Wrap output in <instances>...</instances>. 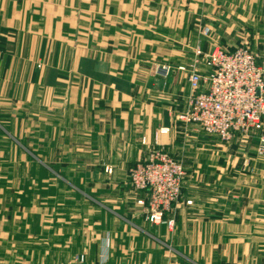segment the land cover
<instances>
[{"label": "crops", "instance_id": "obj_1", "mask_svg": "<svg viewBox=\"0 0 264 264\" xmlns=\"http://www.w3.org/2000/svg\"><path fill=\"white\" fill-rule=\"evenodd\" d=\"M226 3L235 0H0V117L22 122L0 125V145L25 164L26 108L37 103L39 164L104 189L60 191L69 200L40 204L37 223L0 195V264H264V186L227 189L230 176L209 173L223 171L224 142L177 119L195 48H214L207 6ZM161 60L167 76L155 71ZM156 141L187 172L173 228L146 220L147 194L129 180Z\"/></svg>", "mask_w": 264, "mask_h": 264}, {"label": "built area", "instance_id": "obj_2", "mask_svg": "<svg viewBox=\"0 0 264 264\" xmlns=\"http://www.w3.org/2000/svg\"><path fill=\"white\" fill-rule=\"evenodd\" d=\"M159 71L167 75L169 68ZM189 83L192 93L187 108L177 114L178 120L223 142L264 129V63H259L249 48L230 51L217 47L209 53L199 49ZM185 175L183 162L158 141L130 168L133 191L147 194V198L138 199L146 220L175 226L174 208L182 195ZM85 260L84 253L76 256L78 262Z\"/></svg>", "mask_w": 264, "mask_h": 264}, {"label": "rangeland", "instance_id": "obj_3", "mask_svg": "<svg viewBox=\"0 0 264 264\" xmlns=\"http://www.w3.org/2000/svg\"><path fill=\"white\" fill-rule=\"evenodd\" d=\"M252 13H254V20L248 19L249 14ZM203 33L207 35L206 39L213 44V50L217 47L227 49L244 46L254 53L259 63H264V0H249L248 2L247 0H235V4L208 5ZM199 49L202 50L200 46H197L193 52L191 69ZM164 67L169 68V74L171 65L163 62V60L160 61L155 71L158 74L167 76L168 74L159 71ZM37 108V103L34 110H30L29 107L26 108L25 164H22V151L19 148H16L14 154L9 155L8 158L7 153L10 150L2 148L0 145V192H3L0 195H8L6 191L9 190V195L12 194L16 204L26 205L27 217L36 216L35 223H37L36 211L40 204L54 206L56 204L55 199L59 201L69 200L67 199L69 196L64 199L63 193L60 192L62 190H88L91 194L92 191L95 192L94 194H99L104 190L102 189L103 183L100 181L86 182L80 179L64 181L57 178L53 170L45 169L39 164L40 148L42 150L40 138L43 137V134L39 131L40 119ZM262 122L264 124V119ZM12 124L21 126V119L7 116L0 117V125L5 127V125ZM20 136H22L21 133ZM224 145L227 147V154L224 155L222 160L223 171L221 172L219 168L213 169L209 173L214 176L218 174L230 176L228 181L223 180L227 189L245 190L254 187L262 190L264 186V129L254 131L249 136L238 137L231 142H224ZM108 171L110 172L109 169ZM186 179L187 172L185 182ZM105 189H107V186ZM57 191H59L58 195L56 194ZM56 195L57 197H55ZM80 196L79 194L77 199H82ZM3 197L0 196V199ZM3 200H5V197ZM97 200L101 201V199L95 198L96 205ZM188 203H192V200H189ZM32 209L35 213H29Z\"/></svg>", "mask_w": 264, "mask_h": 264}]
</instances>
